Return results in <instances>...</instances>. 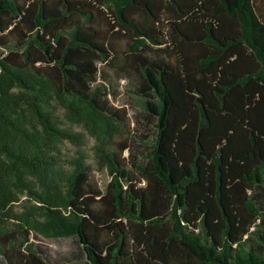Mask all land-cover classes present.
Wrapping results in <instances>:
<instances>
[{"label":"trees","instance_id":"obj_1","mask_svg":"<svg viewBox=\"0 0 264 264\" xmlns=\"http://www.w3.org/2000/svg\"><path fill=\"white\" fill-rule=\"evenodd\" d=\"M116 62L154 128L134 172L116 141L126 111L99 81ZM75 127L106 164L104 189ZM65 142L78 147L67 165ZM262 226L264 0H0L7 264H49L32 231L75 236L79 264H264Z\"/></svg>","mask_w":264,"mask_h":264},{"label":"rangeland","instance_id":"obj_2","mask_svg":"<svg viewBox=\"0 0 264 264\" xmlns=\"http://www.w3.org/2000/svg\"><path fill=\"white\" fill-rule=\"evenodd\" d=\"M114 49L118 53L127 50L128 46L123 38L114 40ZM122 55V54H121ZM124 62L123 57L119 58ZM99 81H105L109 89L110 104L116 108H124L127 117V126L122 129L116 141H125L128 149H125L123 156L128 167L134 172V163H143L149 149V139L154 133L152 118L144 109L143 98L136 89V75L129 70L120 69L116 64H99ZM76 131L85 133L82 127H75ZM85 143L81 149L85 153L87 171L90 178L97 185L104 189L110 180L105 162L94 155L93 138L84 134ZM78 147L70 142H65L61 146V157L63 163L76 155ZM26 196H22V199ZM19 210V209H18ZM264 230V226L260 227ZM30 240L39 251L42 259L49 264H73L82 263L85 255L80 243L75 236L45 237L44 235L32 231ZM0 264H7L0 253Z\"/></svg>","mask_w":264,"mask_h":264}]
</instances>
